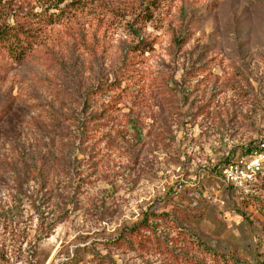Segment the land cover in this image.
Returning a JSON list of instances; mask_svg holds the SVG:
<instances>
[{"label": "rangeland", "instance_id": "374dc122", "mask_svg": "<svg viewBox=\"0 0 264 264\" xmlns=\"http://www.w3.org/2000/svg\"><path fill=\"white\" fill-rule=\"evenodd\" d=\"M59 1L0 0L35 46L0 56V264H264V180L217 174L264 137V0Z\"/></svg>", "mask_w": 264, "mask_h": 264}, {"label": "trees", "instance_id": "16d2710c", "mask_svg": "<svg viewBox=\"0 0 264 264\" xmlns=\"http://www.w3.org/2000/svg\"><path fill=\"white\" fill-rule=\"evenodd\" d=\"M66 0L59 1L58 5H53L55 8H60L61 12H73L74 10H78L80 8L89 7L88 4L93 3V0H71L69 3H65ZM96 2H100L103 6V17L106 18L107 12L104 11V9H107L109 12H115V6L114 0H95ZM119 1V0H117ZM124 2V1H123ZM63 4L62 7L60 5ZM112 6V8H110ZM140 6V5H139ZM136 6V5H129V3H123V7L117 8L118 16L120 17V23H123V27L127 28V30L136 36H138L140 29L138 25H145L146 21H150L154 16L155 9L153 7H156L154 3H148L145 6ZM69 7V8H68ZM65 8H68L65 10ZM108 12V13H109ZM58 16V15H57ZM60 17H62V13L59 14ZM128 17L132 18V21L125 22V19ZM64 18V17H62ZM32 27H29V25H24V23L18 27H4L0 28V56L5 54L8 55L9 59L14 60H26L28 59L29 55L34 52L35 46L32 42H29V37L31 36V29ZM175 42H179V39L175 38ZM144 50L146 46V42L143 41L139 43ZM138 48V47H137ZM98 96H103V88L99 89H91L88 92L87 100L89 101V104H96L95 99H98ZM88 104V105H89ZM91 108V107H90ZM91 119H99L98 116H90ZM87 127L84 128L85 132L90 131V127L86 125ZM261 138L260 140H263ZM257 142H254L252 144H248L247 147H245L243 150H245L248 147H252ZM221 165H218L217 167V174L220 176V169ZM221 178V177H220ZM264 180V177L259 181V183L256 184V186L253 188L252 192H256L257 188L262 185V182ZM229 186V185H228ZM233 190H235L232 186H230ZM237 191V190H235ZM240 195H248L250 193H240Z\"/></svg>", "mask_w": 264, "mask_h": 264}, {"label": "built area", "instance_id": "2783aa9c", "mask_svg": "<svg viewBox=\"0 0 264 264\" xmlns=\"http://www.w3.org/2000/svg\"><path fill=\"white\" fill-rule=\"evenodd\" d=\"M221 179L240 193H250L264 177V139L252 147L228 156L220 169ZM185 181L174 185L176 192L181 191Z\"/></svg>", "mask_w": 264, "mask_h": 264}]
</instances>
